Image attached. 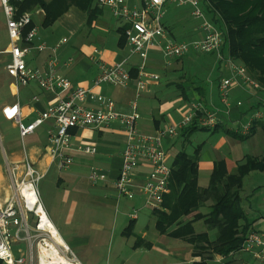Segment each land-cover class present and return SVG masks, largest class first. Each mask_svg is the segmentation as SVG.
<instances>
[{
    "label": "crops",
    "instance_id": "0c3cea01",
    "mask_svg": "<svg viewBox=\"0 0 264 264\" xmlns=\"http://www.w3.org/2000/svg\"><path fill=\"white\" fill-rule=\"evenodd\" d=\"M44 1L49 2L51 0ZM126 2L130 7L140 6L139 0H126ZM94 4L97 6L96 0H94ZM100 10V14L90 28L85 26V13L75 7L69 8L66 13L49 27H43L41 24L44 17L43 10L37 9L32 12V24L36 32L29 45L31 50L25 61L28 67L40 69L45 74L47 72L48 58L55 54L54 56L58 60L56 67L58 76L69 80L73 88H88L98 95L111 98L115 103V110L118 113H128L130 111V104L134 98V85L131 83L125 89L113 88L105 84L95 86L94 81L99 72L97 65L99 62L111 65L127 59L125 68L132 75L131 72L137 71L140 59L136 56L139 60L136 61L134 56L128 57L126 42L122 46L119 45L121 36L119 29L122 28L120 23L111 16L109 11H106L116 21L115 24H110L105 18V9L101 8ZM207 17L210 19L208 15ZM180 23L184 24V22L180 21L175 26L167 25L166 23H163V25L167 32L175 38L176 36L179 37L178 35L182 33L181 27H179ZM188 35V38L181 39L187 41L197 39L200 37L201 32L194 27L193 31ZM63 39H66V42L61 44ZM42 44L46 49L39 50L38 47ZM55 47L56 49L53 51ZM9 49L6 21L0 3V149L2 156L0 159V206L7 201L10 195V169L15 165L18 166L26 154L32 165L43 173V178L51 170L54 171L51 185L49 186L52 198H41V202L57 231L61 229L63 224L68 226L70 223L68 219L77 210H79L78 212L82 211L88 214L90 205H92V209L97 214H102L107 209L117 208L119 202L115 197L114 199L110 197V192L113 190V181L120 167V153L126 139L119 122H113L97 130L89 128L73 130L72 147L66 153L72 157L74 166L72 165V168L70 166L65 171H59L56 163L52 161L47 153V131L52 125V121L43 123L32 134L24 137L21 143L8 140L6 135H2L1 128L18 129L14 121L4 117L3 109L5 107L17 104L20 122L23 125H29L48 106L68 96V93L53 95L44 92L34 83H30L24 87L16 85L14 79L8 76L6 72V65L10 61ZM160 57L162 58L159 51L151 50L146 60V69L151 73L157 74L159 80L157 82L149 81L139 101L144 106H141L139 113L137 112L138 128L140 131L155 133L169 126H174L173 123L177 125L176 121L178 119H174V113L180 109L183 116L191 104L200 103L209 110H217L219 112V129L217 131L213 132L206 129L195 131L207 132L206 140L195 146L200 145L202 147L197 162V181L200 188H205L208 185L209 177L216 161L223 160L226 169L230 172L236 167L237 163L242 162L246 155H261L255 152L262 146L264 149L263 137L260 130H257L254 136L246 141H239L229 137L225 134V130L241 135L239 130L240 124L246 122L247 113L251 111L249 108L253 109L252 107L260 105L259 108L264 109V93L253 89L251 86L241 84L239 81V85L234 84L230 89L231 103L229 113L226 114L218 98L219 80L231 76L225 62L218 65V71L220 72L218 81L203 88L185 85L183 77L178 75L179 70L182 69L179 63H182L181 60L183 58L175 60L168 65H163L159 60ZM68 59H72L73 61L66 63ZM170 91L176 92L174 94L175 100L173 103L167 102L162 104L160 99L163 92ZM245 101L248 103H245ZM153 102L159 103L155 109H152L150 106ZM237 102H243L242 106L237 107ZM175 104L177 106H174ZM94 106L96 104L88 105L89 108ZM194 133L189 136L181 131L177 137L166 139L163 142V148L166 146L167 151H169L178 147L179 150L175 154L181 150L186 152V147L191 146V137ZM79 145H94L97 151L94 155H85L76 149ZM195 147L192 148V152ZM192 152L188 154L191 155ZM250 152L255 155L249 154ZM82 157H85V160L89 164L86 166L81 165L80 160ZM78 158L80 160L77 163ZM173 160L170 161V167ZM74 167L80 168L78 173L72 172ZM91 167L97 168L100 172V177L96 183H91L88 179ZM81 168L87 169L88 172L85 173L84 171L83 173ZM141 171L147 172V169L144 168ZM83 182H89L90 185L85 186ZM84 202L85 206H83ZM83 207H85V210ZM162 210L163 208L160 211ZM203 212L206 213L207 209L204 208ZM64 214L66 217H64ZM151 214L154 217L153 212ZM193 215L191 214L183 218V220H188ZM258 218L264 219V215H259L255 219ZM193 226L196 233L206 231L200 221L194 223ZM98 227L102 228L100 225ZM146 235L144 232L140 236H136L132 245L134 253L141 251L137 264H192L195 261H199V258L191 256L193 253L191 246L179 239H173L166 234L158 233V235H155V238L147 241ZM137 238L138 240H136ZM65 243L69 245L82 264H98L101 261V256L95 249V247H98V243L95 245L85 234H73L70 236L68 242ZM92 246L94 247L92 248ZM76 250L79 253L78 255L76 254ZM119 257V254H115L112 260L106 261L105 264H129L126 261L118 262ZM206 264L262 263L253 259L250 255L240 252L228 257L213 256L211 260H207Z\"/></svg>",
    "mask_w": 264,
    "mask_h": 264
},
{
    "label": "built area",
    "instance_id": "2783aa9c",
    "mask_svg": "<svg viewBox=\"0 0 264 264\" xmlns=\"http://www.w3.org/2000/svg\"><path fill=\"white\" fill-rule=\"evenodd\" d=\"M21 1L23 0H0L10 45L7 75L18 86L34 83L44 92L53 95L68 93V96L48 106L29 125L20 122L17 104L5 107L3 115L17 124L21 139L32 134L43 123L52 121L47 131V153L59 171H65L73 163L72 157L66 153L72 147L71 130H97L119 122L126 139L120 153V167L112 186L117 201L138 200L150 212L160 211L164 197L169 193L171 175L163 142L177 137L181 131L193 124L209 130L219 124L217 110H209L196 103L190 105L177 125L155 133L139 130L136 100L145 91L149 81L159 80L157 74L146 69V60L151 50L159 51L166 65L185 57L192 50L215 54L219 62H225L231 76L219 80L218 98L226 114L229 113L231 103L229 92L234 84L239 85L240 81L255 90L259 89L249 79L243 66L224 58L223 32L208 19L201 8V0H139V7H130L126 0H96L97 7L109 11L123 28L128 57L137 56L140 59L135 77L125 68L127 59L111 65L103 62L97 65L99 72L94 81L95 86L105 84L125 89L131 83L134 85L130 111L118 113L111 98L98 95L88 88H73L69 80L58 76V60L55 54L48 58L45 74L40 69L27 66L25 58L31 50L29 45L36 29L33 27L24 33L26 27L32 23V13L24 12L17 16L13 2ZM166 5L190 6L191 17L201 21L196 29L201 32L200 37L188 42L176 41L162 23ZM65 42L66 39H63L61 44ZM38 48L46 49L43 44ZM55 49L56 47L53 51ZM72 61L68 59L66 63ZM89 104L96 106L89 108ZM236 106L240 107L242 103L237 102ZM263 118L264 112H252L247 116L246 122L240 124L241 135H247L252 123ZM76 149L85 155H94L97 151L94 145H79ZM144 168L147 172L141 171ZM99 177V170L91 167L89 181L96 183ZM9 178L10 195L0 206V264H82L50 221L38 190L43 173L32 165L26 154L18 166L10 169ZM137 212L132 206L128 215L130 220L137 219ZM240 252L264 264V233L252 232L247 235Z\"/></svg>",
    "mask_w": 264,
    "mask_h": 264
},
{
    "label": "trees",
    "instance_id": "16d2710c",
    "mask_svg": "<svg viewBox=\"0 0 264 264\" xmlns=\"http://www.w3.org/2000/svg\"><path fill=\"white\" fill-rule=\"evenodd\" d=\"M13 5L17 16L43 10V27L53 25L69 8L75 7L85 13V26L90 28L101 12L94 0H23L13 2ZM201 5L210 21L223 32V48L227 50V58L243 66L249 79L259 86L257 91L264 93V0H201ZM31 28L32 23L24 33ZM123 31V28L119 29L120 46L126 42ZM131 73L132 77L136 75V72ZM198 129L205 130L193 124L183 132L190 136ZM218 129L219 126L212 131ZM257 130L261 131L264 144V121L253 122L247 135L228 130H225V134L246 141ZM201 148L200 145L195 147L191 155L184 150L176 154L171 166L170 191L162 203L163 210L153 212L154 228L159 234H166L191 246V256L199 258L192 264H206L213 256L228 257L240 253L247 235L258 232L254 221L260 218L250 220L240 201L245 178L255 172L264 174L263 149L261 155H246L230 172L223 160L216 161L208 185L200 188L197 162ZM204 208L207 209L206 213L203 212ZM191 214L194 215L190 219L183 220ZM199 221L204 225L205 232L196 233L193 225ZM134 223V220L129 221L122 232L124 237L132 234Z\"/></svg>",
    "mask_w": 264,
    "mask_h": 264
},
{
    "label": "rangeland",
    "instance_id": "374dc122",
    "mask_svg": "<svg viewBox=\"0 0 264 264\" xmlns=\"http://www.w3.org/2000/svg\"><path fill=\"white\" fill-rule=\"evenodd\" d=\"M201 8L205 12L202 5ZM106 11L107 10H105V12ZM164 12L165 14L162 19L163 23L175 26L180 21L184 22V24L180 23L179 27H181L180 30L182 33L181 35H178L179 37L176 36L174 38L176 41L188 42L187 40L181 38H188V34L193 31V28L195 27V29H197L198 26L201 25V21L195 20L191 17V7L188 5H166L164 7ZM105 18L110 24H115L116 22L111 18L108 12L105 13ZM222 53L224 58H226V48L222 49ZM134 57L137 61L138 58L136 56ZM159 60L161 63H163V65L166 64L161 57L159 58ZM181 62L182 63H179V65H181L182 69L179 70L178 75H181V77H183L184 84L187 86H199L205 88L209 84L217 82L220 77L218 65H221L222 62H219L217 60L215 54H204L192 50L185 57H183ZM175 93L176 92L172 91L163 92L160 102L162 104L167 102L173 103V101L175 100ZM142 95L143 93H141L140 97L136 100L138 113L141 111V106H143L141 102L139 103ZM245 103L248 102L245 101ZM158 104L159 103L157 102H153L150 106L152 109H155L158 107ZM174 106L177 105L175 104ZM255 110L264 112L263 108L257 107L251 109V111L247 113V116H249ZM181 113L182 111H180V109H178L176 113H174V119H178L176 121V124L182 120L183 116L181 115ZM261 121H264V118ZM173 124L175 125V123ZM1 132L3 133L2 135L7 136L8 140L21 143L22 139H20L19 137L18 129L14 130L11 128H1ZM206 137L207 132L205 131L195 132L191 137V146L186 147V152L191 153L192 148L206 140ZM178 150L179 148L177 147L173 150L167 151L166 146H164V151H167L166 153L168 154V160L166 161L168 165H170V161H172L176 156L175 153ZM255 152L256 154H262L263 146ZM249 154L254 153L250 152ZM1 158L2 156L0 149V159ZM79 160L80 159L78 158L77 163ZM80 161L81 165L86 166L87 164H89V162L85 160V157H82ZM72 165L71 168L74 166ZM79 169L80 168L74 167L72 172L78 173ZM81 170L83 173L84 171L85 173L88 172L87 169L84 170L83 168H81ZM53 172L54 171L51 170L49 174L45 178L41 179L38 184V190L41 196L40 198L42 199L44 197L48 199L52 198V193L49 190V186L51 185V179L54 175ZM83 184H85V186L90 185L89 182H83ZM110 193L111 198L114 199L115 197V199H117L116 194L113 190H111ZM118 202L119 203L117 204V208L114 207L112 209H107L102 214H97L94 209H92V205H90V211L88 214L82 211L78 212L79 210H77V212L73 213V216L68 219V221L70 222L68 226H66V224H63L61 229H58L60 236L65 242H68L70 236L73 234H85L90 239V241L92 240V242H94L95 245L96 243H98V247H95V249L101 256V261H99L98 264H105L106 261L112 260L115 254H119L120 256L118 262L126 261L129 264H137L139 261L138 259L141 256V251H136V253H134L132 250V245L136 236H140L144 232L145 234H147L145 237L147 241H149L151 238H155V235H158L157 231L154 229V217L147 208L143 207L142 202L138 200L126 201L125 199H118ZM240 205L241 207H243V209H245V211H247L248 214H250L248 215L250 216V220H255V218L259 217V215H264V174L255 172L251 174V176L245 178L243 191L241 193ZM83 206H85V202ZM132 206L138 210L137 219L135 220V223L133 225L132 234L129 237H124L121 235V233L129 223L130 218L128 215L131 213ZM83 208L85 210V207ZM64 217H66L65 214ZM263 220L264 219H258L257 221H254V227L258 230V232L262 233H264V222H262ZM99 225L102 226L101 229L98 227ZM93 247L94 246H92V248ZM76 254H79L77 250Z\"/></svg>",
    "mask_w": 264,
    "mask_h": 264
},
{
    "label": "bare ground",
    "instance_id": "6f19581e",
    "mask_svg": "<svg viewBox=\"0 0 264 264\" xmlns=\"http://www.w3.org/2000/svg\"><path fill=\"white\" fill-rule=\"evenodd\" d=\"M203 1V0H202Z\"/></svg>",
    "mask_w": 264,
    "mask_h": 264
}]
</instances>
